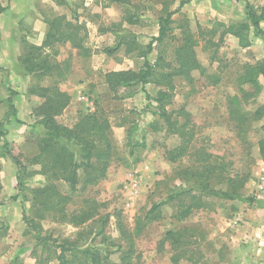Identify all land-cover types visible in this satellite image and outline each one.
Wrapping results in <instances>:
<instances>
[{
	"label": "rangeland",
	"instance_id": "374dc122",
	"mask_svg": "<svg viewBox=\"0 0 264 264\" xmlns=\"http://www.w3.org/2000/svg\"><path fill=\"white\" fill-rule=\"evenodd\" d=\"M165 1L175 10L182 0H0V9L5 8L0 10V126L6 131L0 132V264H59L36 247L35 232L24 219V215H32L31 201L23 198L18 166L7 154L19 157L28 171H36L24 177L26 187L45 185L40 166L29 164L38 153L37 137L42 129L33 111L43 101L30 94L31 85H57L71 96L69 106L57 117L62 124L73 126L81 116L96 110L104 111L112 122L118 159L112 162L107 177L97 184L80 182L75 191L67 183L58 184L71 196L69 211L82 209L86 200H93L98 204L97 219L110 216L105 233L109 241L116 242L110 256L113 261L264 264V259L254 260L261 255L264 237L248 234L252 228H264V76L258 78L260 88L241 82L250 66L264 61V19L263 34L250 28L248 45L226 33V26L247 20L248 2L260 14L264 0H185L173 15L169 37L156 42L148 55L155 62L162 53L167 62L176 65L175 50L188 29L203 66L204 74L199 69L191 72L193 83L176 79L167 104L174 118L182 122L186 117L179 116V110L188 112L189 152L177 162L168 160L166 151L179 146L181 138L149 108V103L154 108L157 102L146 98V92L156 95L166 86L150 82L144 86L146 90L142 85L112 90L105 79L109 71L143 66L138 50L127 53L123 41L134 38L144 47L158 36ZM131 16L135 23L129 22ZM52 22L67 31L77 27L76 39L82 40V47L69 38L45 45ZM31 45L42 46L40 57L54 65L53 74L42 80L25 69ZM11 96L15 110L9 103ZM157 122L161 129L155 131L151 124ZM131 137L144 145L132 146ZM206 155L209 162H218L224 180L247 179L244 198L205 196L204 207L181 217L179 202L168 199L172 191L187 184L177 169L195 166ZM135 180L139 183L136 188L132 186ZM227 186L226 182L217 184ZM25 192L28 194L27 189ZM156 204L158 208L151 212ZM41 224L43 234L52 232L61 238L72 237L78 230L51 217ZM129 236L134 251L122 261ZM249 239L256 242L255 247ZM104 243L101 235L93 240L100 247Z\"/></svg>",
	"mask_w": 264,
	"mask_h": 264
},
{
	"label": "trees",
	"instance_id": "16d2710c",
	"mask_svg": "<svg viewBox=\"0 0 264 264\" xmlns=\"http://www.w3.org/2000/svg\"><path fill=\"white\" fill-rule=\"evenodd\" d=\"M119 3L126 0H111ZM186 3L182 0L179 8L170 10L167 1L164 2L163 14L159 17V34L152 37L144 47L135 41L134 38L124 39L127 46V53L138 50L139 56L144 58V64L139 69L112 70L105 74L106 83L110 89L117 90L119 87H132L135 85L144 86L154 82L166 89H160L156 95L146 92L147 100L157 102L156 107L149 108L153 114L158 115L159 119L164 121L166 128L181 138L179 146L166 151L167 159L171 162H177L189 152L188 112L185 109L179 110V116H185L186 121L182 122L174 118L173 112L167 109V104L172 96L171 91L175 87L177 78H184L187 82L193 83L194 78L191 72L199 69L203 73V66L197 58L193 33L184 29L182 41L175 50L176 65H172L160 54L155 62H151L148 55L153 51L156 42H164L169 37L174 22L173 15ZM247 20L240 23H233L226 26V33H233L238 36L244 45L249 44V30L253 27L260 34H263L261 22L264 19V6L261 13H257L251 3L246 4ZM4 11L5 8H1ZM128 19V18H127ZM131 23H135L131 16ZM223 25V26H224ZM69 31L62 30L58 23L52 22L45 45H52L55 41H61L69 38L75 46L82 47V40L78 42L77 27H70ZM42 46L31 45V51L24 59L25 69L33 73L39 80L44 79L54 72V65L46 58L42 59ZM60 71L57 73L60 74ZM204 74V73H203ZM264 76V61L250 66L241 77V82H251L257 88H260L258 78ZM217 82V81H216ZM30 94L37 95L43 101L34 108L36 124L41 126L38 132L37 145L38 153L29 159V164L39 165L40 173L46 178L43 186L26 187L24 177L31 176L36 171H28L27 165L19 157L10 154L16 162L19 172V189L22 190L23 198L31 201L30 211L32 215H24V219L29 223L35 232L36 247L40 246L42 250L47 251L56 259L59 264H122L113 261L111 254L114 252L116 242L109 241L106 236V225L109 222V215L100 216L97 219L98 204L93 200H86L87 205L78 210L69 211L67 205L71 196L64 194L58 182L67 183L72 191L77 189L80 182L83 184H97L107 177L108 169L113 161L118 159L117 147L112 136V122L104 111H94L84 114L73 125L68 126L58 121L57 117L69 106L71 96L61 90L57 85H31ZM13 95L16 92L12 93ZM234 102H237L234 99ZM10 106L15 110L13 96L9 99ZM151 128L157 131L161 129L159 122L152 123ZM1 134L6 131L0 126ZM140 140L134 141L131 137V145L135 146ZM144 145V144H143ZM6 148V147H5ZM133 151V150H132ZM261 152L264 155V141L261 143ZM207 154V153H205ZM209 156V155H208ZM200 158L195 166L183 167L177 169V174L183 178L187 184L182 185L180 191H172L168 199L179 202L181 217L192 214L195 209L206 205L205 196L219 197L228 200H243L242 189L247 179L238 177L224 180L219 173L220 166L218 162L211 163L208 157ZM219 182H226L227 188L217 187ZM28 190V194L26 191ZM158 205H154L151 212H155ZM152 215H150L151 217ZM51 217L57 222L69 223L78 228L72 237L54 236L52 232L43 234L44 228L41 224L43 219ZM100 223V224H97ZM99 235L102 236L103 247L93 244V240ZM129 248L123 251L122 261L131 257L134 251V241L128 237ZM119 248H121L119 246Z\"/></svg>",
	"mask_w": 264,
	"mask_h": 264
},
{
	"label": "crops",
	"instance_id": "0c3cea01",
	"mask_svg": "<svg viewBox=\"0 0 264 264\" xmlns=\"http://www.w3.org/2000/svg\"><path fill=\"white\" fill-rule=\"evenodd\" d=\"M249 233V236H251V237H255V236H261V237H264V228L263 229H258V228H252L251 230H249L248 231ZM249 240H251L250 241V244H254L253 246L255 247V245H256V242H254L252 239H249ZM256 240V239H255ZM262 252L260 253L261 255L263 254L264 255V251H263V249H264V238H263V240H262ZM261 255H258L254 260H258V258H259V260H261V259H264V257L263 256H261Z\"/></svg>",
	"mask_w": 264,
	"mask_h": 264
},
{
	"label": "built area",
	"instance_id": "2783aa9c",
	"mask_svg": "<svg viewBox=\"0 0 264 264\" xmlns=\"http://www.w3.org/2000/svg\"><path fill=\"white\" fill-rule=\"evenodd\" d=\"M138 185H139L138 181L135 180V181L132 182V186L134 188L138 187ZM261 187L264 189V184Z\"/></svg>",
	"mask_w": 264,
	"mask_h": 264
}]
</instances>
